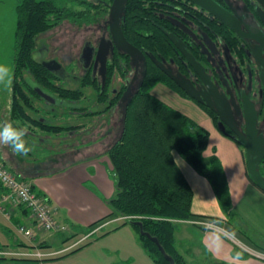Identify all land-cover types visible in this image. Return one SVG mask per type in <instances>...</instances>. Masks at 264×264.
<instances>
[{
  "label": "trees",
  "instance_id": "obj_1",
  "mask_svg": "<svg viewBox=\"0 0 264 264\" xmlns=\"http://www.w3.org/2000/svg\"><path fill=\"white\" fill-rule=\"evenodd\" d=\"M112 3L113 0H20L15 9L12 52L10 120L15 125L26 128L30 134L39 131L58 135L86 126L85 123L67 121L72 111H76L84 122L118 107L125 86L121 85L120 91L113 95L112 82L122 81L133 70L129 56L125 53H114L108 61L103 91L97 80L92 78L91 72L83 76L81 90L65 88L60 85L53 72L45 69L33 56L36 41L41 35L63 23H68L78 30L96 27L108 16ZM148 4V0H126L120 17L122 33L125 39L141 52L147 51L152 56L157 52L169 54L173 45L155 28L153 22L148 21L151 27L142 18L144 8ZM151 28L156 33L151 31ZM158 84L188 98L160 69L147 61L145 77L139 76L130 98L123 105L122 114L124 106L126 109L124 125L122 126L120 121L116 137L104 150L111 166L110 176L114 181L115 190L114 195L106 201L110 213L86 229L70 227L74 233H60L64 235L62 244L78 235H94L102 229L95 231L104 222L119 218L116 229L129 225L138 235L143 250L153 264L169 263L156 244L140 234V229L134 222H140L143 232L157 239L165 253L174 260V264H186L175 247L174 232L178 222L191 221L194 218L191 212L193 191L174 162L173 151L208 181L221 210L227 216H232L230 192L221 162L215 154L204 157L208 146V132L188 116L154 96L151 90ZM36 88L62 101L61 106H68L63 112L64 115L43 111L39 103L47 102L36 93ZM84 88L90 90L93 97L86 96ZM81 102H95L101 108L104 107L98 111L90 110L87 104L82 105ZM72 104L76 107H72ZM198 105L216 124V115L206 106ZM75 154L77 153L74 152L73 155ZM63 155L62 160L60 159L62 164L65 160L68 161L69 154L65 152ZM15 177L27 182L16 175ZM248 179L254 184L249 177ZM31 189L39 195L32 185ZM46 201L48 202L47 199ZM123 217L139 218L120 220ZM85 245L87 244L73 246L74 248L66 254L76 252ZM38 247L44 250L49 248L42 244ZM54 258L58 257L44 260Z\"/></svg>",
  "mask_w": 264,
  "mask_h": 264
},
{
  "label": "crops",
  "instance_id": "obj_2",
  "mask_svg": "<svg viewBox=\"0 0 264 264\" xmlns=\"http://www.w3.org/2000/svg\"><path fill=\"white\" fill-rule=\"evenodd\" d=\"M10 106L11 96H4L0 103L2 123L12 122ZM199 110L198 121L201 126L194 123L209 134L204 157L208 158L215 154L221 162L230 192L233 213L234 208L244 200L250 190L254 194L261 193L247 177L242 146L221 133L211 117ZM108 132L112 136L113 129ZM108 139H103L102 142L106 143ZM95 142L92 140L91 144H85L80 149V153L78 152V157L70 155L71 161L66 160L63 164L60 158L55 157L40 163H32L29 154L27 156L18 155L5 145H0V159L14 175L25 179L39 195L48 200V203L55 209V216L59 222L67 224L69 229L70 227L86 229L110 213L106 201L115 192L114 182L110 176L109 160L104 154L105 151H99L98 148L102 142H99L100 144ZM172 157L193 191L191 212L194 218L191 221L178 222L174 232L175 247L186 264H196L192 263L196 259L202 264H264V254H262L264 247L257 248L259 246L253 244L239 227L230 225V216L221 210L208 181L198 175L178 154L172 152ZM57 164L60 166H56ZM110 221L103 224H109ZM18 226L31 229L32 238L23 237L17 231ZM122 232L124 237L120 240L124 241L119 240L116 244L126 251L128 250L125 247L126 240L135 252L136 259H133L135 263L153 264L143 248L136 254L135 243L137 242L130 231L122 227L116 231V234H122ZM72 233L74 232L70 229L69 235ZM59 234L37 230L29 212L21 206L9 204L3 212H0V251L25 254L39 250L51 253V248H54L52 245H55L60 248L53 252H61L54 257H59L71 250L72 240L79 239L76 236L71 241L62 244L64 238H58ZM245 241L250 242L252 246ZM39 244L49 248L41 249L38 247ZM87 251L88 249H84L51 263H44L46 258L37 260L30 256H5L0 257V264H77L76 257ZM112 255L109 258L110 264H120L128 259L125 252L122 257Z\"/></svg>",
  "mask_w": 264,
  "mask_h": 264
},
{
  "label": "flooded vegetation",
  "instance_id": "obj_3",
  "mask_svg": "<svg viewBox=\"0 0 264 264\" xmlns=\"http://www.w3.org/2000/svg\"><path fill=\"white\" fill-rule=\"evenodd\" d=\"M212 1L223 9V14L232 29L209 12L187 0H148L150 4L144 8L142 18L147 22H153L155 28L166 36L173 45V49L169 54L163 55L161 52H157L155 56L150 55L147 51H142L145 64H147V61L151 62L160 70L159 66H162L172 75H181L190 80L197 92L202 97L204 96V103L200 105H204L206 108H208V105L213 110L220 112L226 119L227 122L223 124L225 134L232 135V129L238 131L246 140L251 141L254 151L260 153L264 151V0ZM150 22L147 25L151 26ZM99 26L102 27L101 35H96L89 41H83L77 59H73L75 62L74 69H77V72H74L72 67L69 68V63L62 64L56 57L49 56L48 48L44 49L45 53L41 54L38 62L45 64L56 61L62 66V69H55L53 72L61 86L81 90L80 84L83 76L87 72H91L92 78H95L101 85V91L104 90L106 71L103 76L100 60H97V51L101 42L106 44L110 40L108 20L102 26ZM151 31L156 33L153 28H151ZM169 35L173 36L176 42H180L181 48L186 54L192 56L194 61L202 67L204 79L196 74L182 49L174 45L169 39ZM106 48L108 50L106 56L107 69V63L113 54H121L122 52L108 45H106ZM129 62L133 66L132 72H129L122 81L112 82L111 85L113 95L120 91L121 85L125 86L120 98L129 88L123 104L130 98L134 82L138 75L141 76L144 66L143 61L133 60L131 62L130 57ZM83 91H85L86 96L93 97L90 90L84 88ZM49 97L51 101H45L40 97L47 102H40V108L46 112L53 111L56 115H63L68 106H61L62 101ZM81 104H87L90 110L95 111L102 110L104 107L101 108L95 102L89 104L88 102H81ZM49 105H52V107ZM56 106L60 108L57 109ZM71 106L74 107L75 105L72 104ZM114 110L112 109L100 116L88 118L89 122H93L95 118H101L103 121L109 120L110 114H113ZM72 112L77 114L76 111ZM253 118L255 120V131L248 138L246 136V126ZM85 121L83 122L82 118L80 124L85 123ZM217 122L218 117L216 126ZM25 139L29 144L35 145L36 149L43 148L50 153L56 151L54 153L55 158L61 159V156L65 153H58L60 150L57 151L56 149H54L55 151L52 150L47 146L50 140H43L36 132L30 134V131H27ZM235 140V142L242 145L244 150V144L237 139ZM70 152L72 154L67 156L68 160L74 152L78 153L79 150L73 149ZM259 172L264 178V157L259 162ZM252 185L264 195V190H261L255 184Z\"/></svg>",
  "mask_w": 264,
  "mask_h": 264
},
{
  "label": "rangeland",
  "instance_id": "obj_4",
  "mask_svg": "<svg viewBox=\"0 0 264 264\" xmlns=\"http://www.w3.org/2000/svg\"><path fill=\"white\" fill-rule=\"evenodd\" d=\"M19 2L20 0H0V64L6 65L11 69L12 77V52L14 43V30L16 24L15 9ZM107 20H109V15L99 25L102 26ZM99 25L92 28L88 27L87 29L83 28L81 30H78L68 23H63L61 26L45 33L44 35H41L38 38V40L36 41V49L33 54L34 59L38 61L41 58V54L45 53L44 49L48 48L49 56L56 57L62 64H66V62L69 63V68L72 67L73 71L77 72V69H74L75 62L73 61V59H77L83 41H89L90 39L94 38V36L101 35L102 27L100 28ZM68 58L72 61H70ZM138 79L139 75L134 82V85L137 83ZM151 93L172 108L188 115V117L196 124H199L198 110L200 109L205 112L192 99L181 96L173 89L166 87L165 85H156L154 88H152ZM8 95L11 96V86L9 87L6 84L0 83V103H2L3 97ZM56 108L58 109L60 107L56 106ZM122 108L123 102L120 103L117 108H115L113 114H110L109 120L103 121V119L101 118H95L93 122H89V119H87L85 121L86 126L84 128L80 129L77 127L74 128V131H70L68 133L64 132L58 135L42 133L39 131H37L36 133L40 135L43 140H50V143L47 146L52 150H60L58 153H67V151L70 152L73 149L79 150L80 153V149L85 144H91L90 142L92 140L96 141L95 143H101L103 139L109 138L106 143H99V151H104L106 150V147L114 140V138L116 137L115 135H117L120 121L122 119ZM70 115V119L67 120L69 123L72 120L76 124H80L82 118L79 117L78 114L71 113ZM0 123H2V121H0ZM111 129H113L112 136L108 132ZM30 146L32 147V151L29 152V156L30 162L32 163H40L43 160L45 161V159L48 157H56V155H54V153L56 152L55 150V152L51 151L50 153L43 148L36 149L35 145L30 144ZM5 147L7 148L9 146L5 145ZM79 153L75 154V156L78 157ZM173 153L176 152L173 151ZM56 166L60 165L57 164ZM117 225V221L115 223L112 221L109 224L105 225L98 233L94 235H91L90 233L86 238L82 235H78V240H72V242H70L71 244L73 243L71 247L74 245H87L80 248L76 252L64 254L50 261L44 260L43 262H56L79 251L88 249L87 252H84L80 256L76 257L77 264H110L109 258L113 256L112 254H114L115 257H122L124 252L128 259L122 261L120 264H137L133 261L134 258L136 259V255L131 248L130 243H127V241L125 240V247H127L128 249L126 251L125 249H122L121 246L116 244V242L119 241L121 237H124L123 232L122 234H116V231L122 228L120 227L116 229ZM230 225L237 228L239 227V229L246 235L248 239H250L253 244L259 246L257 248L261 249V246L264 247V196H262L261 194H254V192L250 190L245 196L244 200H242V202L234 208L232 216H230ZM123 227L128 229V231H130V233L135 237L137 242L135 243V249L136 254H138L140 250L142 251V246L138 240V235L129 225H125ZM69 232L70 229L63 233L68 235ZM103 233L106 234L101 236ZM57 236L58 238L64 237V235L62 234H59ZM80 237L82 238L80 239ZM120 241L122 242L124 240ZM247 243L250 244V242ZM250 245L252 246V244ZM52 246L54 247L51 248V254L53 255L49 256L48 258H52L56 256V254L61 252H53L54 250L58 251L60 247H56L55 245ZM129 247L131 248V250ZM192 263L202 264V262L198 259H196V261H193Z\"/></svg>",
  "mask_w": 264,
  "mask_h": 264
},
{
  "label": "water",
  "instance_id": "obj_5",
  "mask_svg": "<svg viewBox=\"0 0 264 264\" xmlns=\"http://www.w3.org/2000/svg\"><path fill=\"white\" fill-rule=\"evenodd\" d=\"M187 1L195 4L196 6L200 7L201 9L209 12L212 16H214L219 21H221L222 23H224L225 25H227L229 28L232 29L230 23L228 22L225 15L223 14L224 13L223 9L221 7H219L216 3H214L212 0H187ZM125 2H126V0H113L112 5L109 7V20H108V22H109L110 40H108L106 44H103L104 42L100 43L98 51H97V60L98 59L100 60L101 71H102V75L104 76L105 71H106V56L108 54V50L106 48V45L111 46L112 48H115L116 50L121 51V52L125 53L126 55H128L131 59V62H133V60L143 61L144 66H143L141 76H142V78H144L145 77V71H146L144 54L140 50L135 48L133 45H131L125 39V37L122 33V30H121L120 17H121V13L124 11ZM169 39L174 43V45L176 47H178L179 49H182L181 43L176 42V40L173 36L169 35ZM182 52L186 55L188 61L193 66L196 74H198V76L201 79H204V77L202 75V67L194 61L192 56H188L183 49H182ZM152 59H154V58L152 57ZM42 65L45 69H47L50 72H54L55 69H57V70L62 69V66L59 63H57L56 61L45 63ZM52 67H55V68H52ZM159 67L161 68L163 73L169 79H171V81H173L174 84L179 89H181L185 93V95L188 98L194 100L195 102H197L199 104L204 103V100H203L204 96L202 97V95H200L197 92L196 88L193 86V84L190 82V80L184 78L181 75L174 76L168 70L163 68L162 66H159ZM128 89L124 92V94L120 98L119 104L125 100V98H126L125 96L128 92ZM36 92L45 101H51L50 97L47 94L40 91V89L37 88ZM207 107L218 117V122H217L218 130L221 133H225V129H224L223 124L225 122H227L226 119L223 117V115L220 112L213 110L208 105H207ZM125 112H126V109L124 106L122 119H121V125L122 126L124 125V122H125ZM254 131H255V120L253 118L252 120H250V122L247 123L246 136L248 138H250V135L253 134ZM231 132H232V135H229V136L237 139L238 141H240L241 143L244 144L246 171H247V174H248L250 180L257 187H259L261 190H264V178H262V176L259 172V162L261 161L262 157H264V151H261L260 153L255 152L251 141L246 140V138L244 136L240 135L238 133V131H236L234 129H232ZM134 224L139 227L141 235L146 236L148 239H150L153 243L156 244L158 250L163 255L164 259L169 264H174V260L165 253L163 248L158 243L157 239L152 238L147 233H144L142 230V224L140 222H134Z\"/></svg>",
  "mask_w": 264,
  "mask_h": 264
},
{
  "label": "built area",
  "instance_id": "obj_6",
  "mask_svg": "<svg viewBox=\"0 0 264 264\" xmlns=\"http://www.w3.org/2000/svg\"><path fill=\"white\" fill-rule=\"evenodd\" d=\"M0 186L2 193L0 194V212L5 210L6 205L14 204L21 206L29 212V215L34 222V227L39 231L63 233L68 230L67 224L60 223L55 216V209L46 201L43 196L33 192L31 185L28 182L18 180L6 167L4 161L0 159ZM132 219L139 217H123L121 219ZM118 219L112 220L113 222ZM110 221V222H112ZM102 224L98 229L104 227ZM17 231L25 238L31 239L33 232L31 229L24 226H18ZM87 236H85L86 238ZM76 246V245H74ZM73 247V246H72ZM30 256L32 258L44 259L53 255L50 252L44 253L39 250L25 254H18L9 251H0V257L5 256Z\"/></svg>",
  "mask_w": 264,
  "mask_h": 264
},
{
  "label": "clouds",
  "instance_id": "obj_7",
  "mask_svg": "<svg viewBox=\"0 0 264 264\" xmlns=\"http://www.w3.org/2000/svg\"><path fill=\"white\" fill-rule=\"evenodd\" d=\"M13 77L11 69L0 64V83L11 86ZM27 129L16 126L13 122L4 121L0 123V145L9 146L15 153L27 156L32 151V147L25 139Z\"/></svg>",
  "mask_w": 264,
  "mask_h": 264
}]
</instances>
